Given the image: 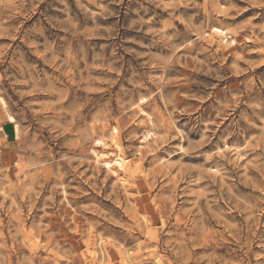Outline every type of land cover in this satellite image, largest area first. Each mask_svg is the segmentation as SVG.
Masks as SVG:
<instances>
[{
    "label": "rangeland",
    "instance_id": "rangeland-1",
    "mask_svg": "<svg viewBox=\"0 0 264 264\" xmlns=\"http://www.w3.org/2000/svg\"><path fill=\"white\" fill-rule=\"evenodd\" d=\"M260 4L0 0V264H264Z\"/></svg>",
    "mask_w": 264,
    "mask_h": 264
},
{
    "label": "bare ground",
    "instance_id": "bare-ground-1",
    "mask_svg": "<svg viewBox=\"0 0 264 264\" xmlns=\"http://www.w3.org/2000/svg\"><path fill=\"white\" fill-rule=\"evenodd\" d=\"M214 32L219 33V34L223 33L221 30L216 29V28L213 30V33ZM0 101H2V102H0V105L3 108H5L6 107L5 102L1 98H0ZM141 114H145V113H141ZM8 121L11 124H13L14 133H15V135H17L18 134V125L16 124L14 118L11 116H8ZM116 134H117V130L115 128H112L111 129V141H112V144L114 147L113 152L98 153L97 150L96 151L93 150L92 154L94 155V157L96 158L98 163L103 164V166L106 168V170L108 172H110L111 174H113L121 182L129 181L130 164H129V161H127L125 159V157L123 156V151H122V148H121V145H120L118 139L116 138ZM152 135H154V133L152 131L145 132L143 135V140L144 141L149 140ZM95 141L97 144H104L102 138H97ZM92 253H94V252L92 251ZM108 258H109V256H108ZM134 258L132 256H130L129 254H126L125 252H123L121 257H120V261H121V264H139V262L134 260ZM154 264H160L159 260L154 259Z\"/></svg>",
    "mask_w": 264,
    "mask_h": 264
},
{
    "label": "clouds",
    "instance_id": "clouds-1",
    "mask_svg": "<svg viewBox=\"0 0 264 264\" xmlns=\"http://www.w3.org/2000/svg\"><path fill=\"white\" fill-rule=\"evenodd\" d=\"M247 4L249 7L256 6V0H247ZM258 6L261 8H264V4H260ZM238 11H242V9H239ZM243 19H244V17L242 16L241 20H243ZM0 102H2V101H0ZM3 170H4L3 168H0V171H3ZM241 264H243V262H241Z\"/></svg>",
    "mask_w": 264,
    "mask_h": 264
}]
</instances>
